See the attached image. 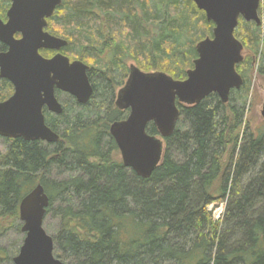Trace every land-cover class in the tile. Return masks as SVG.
I'll list each match as a JSON object with an SVG mask.
<instances>
[{"label":"trees","instance_id":"trees-1","mask_svg":"<svg viewBox=\"0 0 264 264\" xmlns=\"http://www.w3.org/2000/svg\"><path fill=\"white\" fill-rule=\"evenodd\" d=\"M260 16L261 25L240 19L235 31L251 52L237 65L243 78L254 55L264 77V0ZM213 28L193 0H62L47 30L68 41L65 55L89 65L94 93L83 105L71 96L73 104H62L60 115L44 109L47 125L60 135L57 143L4 138L0 241L12 227L20 229V202L41 183L51 200L47 213L60 203L53 236L58 259L264 264V130L252 131L244 121L246 79L228 103L216 93L196 105L178 103L180 118L148 179L123 165L110 134L111 124L129 114L115 99L130 64L183 80L198 56L197 43ZM41 53L51 57L55 51ZM12 94L13 85L0 78V101ZM147 132L159 135L153 123ZM55 167L65 176L49 177ZM224 202L225 213L215 220L209 206ZM3 251L0 246V264L18 253Z\"/></svg>","mask_w":264,"mask_h":264},{"label":"water","instance_id":"water-1","mask_svg":"<svg viewBox=\"0 0 264 264\" xmlns=\"http://www.w3.org/2000/svg\"><path fill=\"white\" fill-rule=\"evenodd\" d=\"M214 24L212 36L196 45L197 58L186 78L176 79L165 72H146L129 66L128 78L118 90L115 105L128 110L126 119L115 121L110 134L119 148L123 165L148 179L160 165L165 139L180 118L178 103L192 106L212 93L225 104L230 93L244 84L237 65L244 60V45L235 36L240 19L262 24L263 0H193ZM8 21L0 19V77L8 80L13 94L0 101V137L23 138L55 144L60 135L49 127L44 109L60 115L63 105L57 91L74 97L79 104L89 102L94 93L89 65L71 60L62 52L68 41L49 31L48 19L62 0H11ZM21 37L17 38L16 35ZM42 49L56 51L51 57ZM264 117V108H263ZM150 123L159 135L149 134ZM51 200L43 184H37L20 202L23 244L14 264H69L54 255L55 240L44 228Z\"/></svg>","mask_w":264,"mask_h":264},{"label":"rangeland","instance_id":"rangeland-1","mask_svg":"<svg viewBox=\"0 0 264 264\" xmlns=\"http://www.w3.org/2000/svg\"><path fill=\"white\" fill-rule=\"evenodd\" d=\"M246 22V21H245ZM244 57L247 55H251V52H248L244 49ZM253 55V54H252ZM252 59H256V63L253 68H251V71H249L245 76L244 79H246L247 85L249 87V97L246 105V111H245V118L244 121L246 125L249 126V128L252 131L257 132L258 130H264V117H263V108H264V77L258 74V65H257V56H252ZM130 64V63H129ZM126 80V79H125ZM59 101L62 104H73L71 100V96L69 94L59 92L57 95ZM7 144L3 137H0V157L2 154L6 152ZM121 158V155L119 153V156ZM122 160V159H121ZM65 175L62 173L60 174L57 170V167L54 168L52 174L49 176L51 178H61ZM48 177V175H47ZM60 203H55V205L50 209L49 213H47L45 222H44V228L51 236H54L60 226V218L58 216V207ZM226 208V202L224 203H215L211 206H209V210L213 212V216L215 220H219L221 217H223V214L225 213ZM20 226V229H17L15 226L12 227L1 239L0 246L3 248V254L4 256L9 253H13L15 251L20 250L24 238L25 233L22 232V222L19 219V222L16 223V225ZM18 254V253H17ZM63 260V259H62ZM66 263L69 264H75L72 259L70 260H63ZM1 264H14L13 262L10 263V261H3Z\"/></svg>","mask_w":264,"mask_h":264},{"label":"flooded vegetation","instance_id":"flooded-vegetation-1","mask_svg":"<svg viewBox=\"0 0 264 264\" xmlns=\"http://www.w3.org/2000/svg\"><path fill=\"white\" fill-rule=\"evenodd\" d=\"M11 0H0V19L4 22H7L8 21V11L11 7ZM17 38H20L21 35L20 34H17L16 35ZM3 44V43H2ZM6 46V45H5ZM7 46H6V50L7 51ZM3 52V51H2ZM1 78V77H0ZM3 79V78H2ZM14 90V88H13ZM14 92V91H13ZM57 92H60V91H57Z\"/></svg>","mask_w":264,"mask_h":264}]
</instances>
